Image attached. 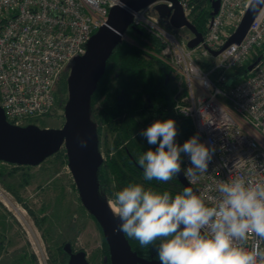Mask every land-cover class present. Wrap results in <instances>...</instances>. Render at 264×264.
<instances>
[{
  "label": "built area",
  "instance_id": "built-area-1",
  "mask_svg": "<svg viewBox=\"0 0 264 264\" xmlns=\"http://www.w3.org/2000/svg\"><path fill=\"white\" fill-rule=\"evenodd\" d=\"M120 1L0 0V104L8 121L25 126L52 113L67 63L86 52ZM181 1L194 24L195 10L209 13L203 41L195 48L188 46L194 34L182 38L179 29L150 13L153 6L135 12L132 27L152 30L163 40L160 58L180 75L187 91L186 103L176 99V109L191 122L199 141L214 149L207 172L195 180L186 177L211 206L221 180L244 176L264 181V9L240 44L214 55L236 31L252 0H220L216 13L213 0L201 5ZM190 166L183 153L182 168ZM251 244L250 238L246 247Z\"/></svg>",
  "mask_w": 264,
  "mask_h": 264
},
{
  "label": "clouds",
  "instance_id": "clouds-1",
  "mask_svg": "<svg viewBox=\"0 0 264 264\" xmlns=\"http://www.w3.org/2000/svg\"><path fill=\"white\" fill-rule=\"evenodd\" d=\"M250 9H264V0H252ZM140 134L149 145L158 144L138 159L145 180L168 182L182 171L195 180L207 172L214 149L198 135L178 145L173 119L157 120ZM80 146L87 147V141L80 140ZM181 153L190 160L186 169ZM216 191V202L210 206L191 187L173 196L130 183L115 194L112 211L118 223L113 232L141 247L159 241L160 264H264V181L230 176L217 183Z\"/></svg>",
  "mask_w": 264,
  "mask_h": 264
},
{
  "label": "water",
  "instance_id": "water-1",
  "mask_svg": "<svg viewBox=\"0 0 264 264\" xmlns=\"http://www.w3.org/2000/svg\"><path fill=\"white\" fill-rule=\"evenodd\" d=\"M167 2L173 5L170 6ZM219 3L220 0H213V13L217 12ZM150 6H153L150 13H157L172 29H179L180 32L188 28L194 34V37L188 40L190 48H195L203 41V33L187 17L181 0H121L111 7L107 22L92 35L86 52L69 61H74L69 70L67 66L64 69V73H68V92L65 123L61 128L40 127L35 123L15 125L8 121L0 104V161L37 166L59 152L64 145L68 166L81 201L103 229L109 245L111 264H160L158 259L140 257L123 233L113 232L118 220L110 209L111 200L104 199L100 193L98 171L103 164V157L91 106L92 97L105 73L107 61L116 46L123 41L126 31L132 27L135 12ZM250 6L236 31L219 51H213L214 55H218L231 44H240L246 37L260 11L253 12ZM80 140H86L87 147H81ZM177 176L185 187H191L193 192L199 195L187 181L183 171ZM76 257L77 263L72 259L69 264H90L86 259V252L81 251ZM105 261H108V257Z\"/></svg>",
  "mask_w": 264,
  "mask_h": 264
},
{
  "label": "rangeland",
  "instance_id": "rangeland-1",
  "mask_svg": "<svg viewBox=\"0 0 264 264\" xmlns=\"http://www.w3.org/2000/svg\"><path fill=\"white\" fill-rule=\"evenodd\" d=\"M202 12L194 11V22ZM148 32L160 38L152 30ZM179 33L185 39L193 35L188 28ZM123 40L134 42L128 34ZM161 53L162 51L158 54L151 52L170 68L176 88L174 97L181 103H186L187 91L184 82L170 64L160 58ZM73 63L74 61L67 63L68 70ZM67 77L68 73H63L61 83ZM60 85L58 84V103L52 113L35 120L38 126L61 128L64 125L66 101ZM101 104L103 102L99 100L96 107L99 108ZM181 118L186 119L182 115ZM97 122L98 126L104 125L100 120ZM143 130L136 131L134 137L149 150L145 138L140 134ZM116 140V132H111L104 126L101 133V152L106 161L116 155ZM63 150H66L64 145L59 152L37 166L0 162V264H62L58 247L66 241L86 251L92 264H102L103 256H107L100 227L81 201L68 166V158L62 154ZM115 182L113 180V186ZM16 193L22 201L18 200ZM110 200L114 203V199ZM25 205L35 213L41 226Z\"/></svg>",
  "mask_w": 264,
  "mask_h": 264
},
{
  "label": "trees",
  "instance_id": "trees-1",
  "mask_svg": "<svg viewBox=\"0 0 264 264\" xmlns=\"http://www.w3.org/2000/svg\"><path fill=\"white\" fill-rule=\"evenodd\" d=\"M190 1L198 2V5L203 2V0ZM207 17L208 14L202 12L195 18L196 27L202 33H205ZM126 34L134 42L129 43L123 40L116 46L107 61L105 73L91 101L93 119L101 120L107 124L111 131L116 132V145L127 141L121 149L117 150L115 156L105 161L100 167L98 171L100 193L104 199H114L117 192L130 183H135L142 185L147 190L158 193L167 191L174 196L182 193L185 188L178 176L168 182L144 179L143 169L138 165V159L148 148L142 146L135 139L134 134L141 130L142 124L145 130L157 120L173 119L177 129L175 142L178 145H183L184 140L195 135L193 126L188 119H182L174 110L176 88L170 68L151 54V52L160 53L164 48V42L144 27H130ZM58 84L62 85L60 86L65 93L66 101L67 79L62 83L59 80ZM99 100L103 104L97 108L96 104ZM100 134L101 130H98V135L100 136ZM145 142H147L146 138ZM147 145L152 150L158 147V144L149 145L148 142ZM62 154L67 157L66 150H63ZM182 157L183 153H181V160ZM113 180H116L115 186H113ZM16 196L18 200L22 201L18 193ZM26 208L33 216H36L28 206ZM91 216L93 215L91 214ZM93 218L95 217L93 216ZM36 221L41 226L39 220L36 219ZM128 240L132 249L140 257L158 259L156 247L159 241L154 245L141 247L138 241L131 238ZM105 246L109 252L106 240Z\"/></svg>",
  "mask_w": 264,
  "mask_h": 264
},
{
  "label": "flooded vegetation",
  "instance_id": "flooded-vegetation-1",
  "mask_svg": "<svg viewBox=\"0 0 264 264\" xmlns=\"http://www.w3.org/2000/svg\"><path fill=\"white\" fill-rule=\"evenodd\" d=\"M174 101H175V103H174V110H175V112H176V114L178 115V116H180L179 115V112L177 111V109H176V97H174ZM101 106H102V104H101ZM94 120H97V121H99L98 119H94ZM96 121V122H97ZM100 122H102L101 120H100ZM98 123V122H97ZM103 124L104 125H101V126H98V124H97V130H101V133H102V131H103V128H104V126H106L107 127V124L106 123H104L103 122ZM108 128V127H107ZM109 129V128H108ZM141 129H144V127L142 126L141 127ZM110 130V129H109ZM112 132V131H111ZM99 140H100V152H101V134H100V136H99ZM127 143V141H125V142H123V143H121V144H119L118 146H115V151H117L118 149H121L125 144ZM114 151V150H113ZM113 151H111V152H113ZM102 153V152H101ZM67 154V153H66ZM114 155H112V157H113ZM102 157H103V164L105 163V161H106V159L104 158V156H103V154H102ZM102 164V165H103ZM93 217V216H92ZM34 218L36 219V216H34ZM95 220H96V218H94ZM96 222H97V224H98V226H99V223H98V221L96 220ZM100 227V230H101V232H102V240H103V244H105V240H106V238H105V235H104V232H103V229H102V227L101 226H99ZM107 241V240H106ZM108 243V242H107ZM58 249H59V253L61 254V262H62V264H69L70 263V261L73 259L74 260V262L75 263H77L76 261L78 260L77 258L78 257H76V256H78V253L79 252H81V251H84L83 249H81V248H76L71 242H68V241H66L65 243H63L62 245H60L59 247H58ZM108 249H107V247L105 246V248H104V252L106 251L107 253V256L106 255H104L103 256V259H102V264H111V261H110V252H108L107 251ZM84 252H86V251H84ZM106 257H108V261L106 262L105 261V258ZM86 259L88 260V262L90 263V264H92L91 263V261L88 259V254H87V252H86Z\"/></svg>",
  "mask_w": 264,
  "mask_h": 264
},
{
  "label": "bare ground",
  "instance_id": "bare-ground-1",
  "mask_svg": "<svg viewBox=\"0 0 264 264\" xmlns=\"http://www.w3.org/2000/svg\"><path fill=\"white\" fill-rule=\"evenodd\" d=\"M7 202V201H6ZM7 204V203H6ZM109 205H110V209H111V211H112V209H113V207H114V203L112 202V201H110V203H109ZM113 212V211H112ZM114 213V212H113ZM115 215V214H114Z\"/></svg>",
  "mask_w": 264,
  "mask_h": 264
}]
</instances>
